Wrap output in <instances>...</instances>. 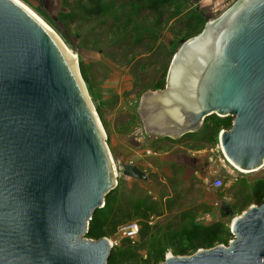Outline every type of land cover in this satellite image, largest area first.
<instances>
[{
	"label": "water",
	"instance_id": "1",
	"mask_svg": "<svg viewBox=\"0 0 264 264\" xmlns=\"http://www.w3.org/2000/svg\"><path fill=\"white\" fill-rule=\"evenodd\" d=\"M140 110L146 124L144 110L150 117L147 132L169 138L195 132L209 116H231V130L219 137L224 153L245 170L261 167L264 0H237L185 41L165 89L143 96ZM98 124L56 40L0 0V264H107V240L70 244L75 232L86 235L116 185ZM121 167L128 178L147 179L134 165ZM231 230L228 247L163 264H264V205Z\"/></svg>",
	"mask_w": 264,
	"mask_h": 264
},
{
	"label": "rangeland",
	"instance_id": "2",
	"mask_svg": "<svg viewBox=\"0 0 264 264\" xmlns=\"http://www.w3.org/2000/svg\"><path fill=\"white\" fill-rule=\"evenodd\" d=\"M19 1L76 55L117 175L112 194L101 205L107 212L100 215L99 227L90 236L83 235L86 229L75 232L70 244L105 239L114 253L110 264H163L168 255L189 258L199 251L228 247L234 240L233 221L250 207L264 205V197L259 202L253 196L256 182L264 181V168L258 173L235 171L220 145V135L231 130L234 118L212 115L192 134L169 138L147 132L140 103L143 96L165 89L170 62L180 46L237 0H167L154 10L131 8L126 0H99V13L89 0ZM148 141L151 154L139 157ZM175 146L192 154L183 157L192 167L191 174L175 167V158L168 164L153 165L159 158L155 153L170 152ZM133 161L139 163L146 180L122 174L121 165ZM261 161L264 163V156ZM216 178L224 182L220 191L210 188ZM225 206L231 215L226 214ZM205 215L207 219H203ZM175 217L182 218L179 225L186 230L194 223L216 224L221 233L195 248L198 238L180 234L172 226ZM132 222L141 229L133 243L118 235L120 226Z\"/></svg>",
	"mask_w": 264,
	"mask_h": 264
},
{
	"label": "trees",
	"instance_id": "3",
	"mask_svg": "<svg viewBox=\"0 0 264 264\" xmlns=\"http://www.w3.org/2000/svg\"><path fill=\"white\" fill-rule=\"evenodd\" d=\"M90 2H93L91 3L95 8H97L96 13L101 10V3L99 2V0H89ZM167 0H126V2H129V7L131 8H139V9H149V10H154L158 7V5L160 3H164L166 2ZM92 13V12H90ZM99 13V12H98ZM94 14V13H92ZM209 118V117H208ZM189 134H192V133H187L185 135H189ZM263 186H264V181L260 182H256V188L255 190L253 191V196L258 198L259 202L261 200L262 197H264L262 195V189H263ZM113 192V191H112ZM112 192L105 198V200L112 194ZM105 212H107L106 210H103L102 208L100 209H97L93 215L91 216V220L89 221V228H88V231L86 233V236H90L92 235L94 232V229L95 228H98L99 224V219H100V215L103 216V214L105 215ZM99 217V218H98ZM108 217V216H107ZM182 222V218L177 220L176 217H175V222L174 224H172V226L176 229V230H179L180 234H183L184 236H186L187 238H193V239H196L198 238V242H196L194 245L196 246L195 248L197 247H201V243L205 242V241H211V239H213V237H216L218 234L221 233V229H220V226L216 225V224H213V225H210V226H199L198 224L194 223L192 224V226L186 230V228H183L182 226L179 225V223ZM140 232H141V229H140ZM140 232H139V235H140ZM138 235V236H139ZM144 235V234H142ZM173 238H175V236H172ZM123 240H126L127 242H130L129 240L127 239H123ZM202 241V242H201ZM114 253H113V250H111V253H110V257L108 259V264H110L114 258Z\"/></svg>",
	"mask_w": 264,
	"mask_h": 264
},
{
	"label": "bare ground",
	"instance_id": "4",
	"mask_svg": "<svg viewBox=\"0 0 264 264\" xmlns=\"http://www.w3.org/2000/svg\"><path fill=\"white\" fill-rule=\"evenodd\" d=\"M6 1L10 5H12V6L16 7V8H20V11L28 18V20H30V21H37L42 26L43 30L46 33L50 34L56 40V43H57L58 48L72 61L73 66H74V69H75V72H76L77 77H78L80 89L84 93V95H85V97L87 99V102L89 104V107L91 109V113L93 114V118H94L95 122H97V124H98V120H99L98 119V116L95 113V111L92 109L93 108V105L91 104V101H90V98H89L88 94H86L87 90H86L84 81L81 78L80 73L78 74V70H77V57H76V55H74L70 51V49L65 45V43L61 40V38L56 34V32L51 27H49L39 16H37L35 13H33L21 1H19V0H6ZM216 19L210 21V24H214L215 21H216ZM193 47H190L184 54L190 53L192 51ZM175 69H176V67H175ZM173 73H172V76H173ZM144 113H145L144 115L146 116V119H147V124L146 125L150 126V117H149L148 113L145 110H144ZM98 126H99V129L101 131V136L104 137L105 136V133H104L102 127L99 124H98ZM227 161L229 162V164L231 165V167L233 166L237 171H239L241 173H246L248 171V170H245V169H242L240 167L235 166L229 159H227ZM110 165H111V168H112V175L113 176H117L116 173H115L116 171H115V168L113 166V163H111ZM236 219L233 221V224L236 221ZM233 224H232V226H233ZM167 257L169 258L170 255H168Z\"/></svg>",
	"mask_w": 264,
	"mask_h": 264
},
{
	"label": "crops",
	"instance_id": "5",
	"mask_svg": "<svg viewBox=\"0 0 264 264\" xmlns=\"http://www.w3.org/2000/svg\"><path fill=\"white\" fill-rule=\"evenodd\" d=\"M151 142H147V144L144 146V147H141V151H142V153H140V154H137L139 157L140 156H142L143 154H146V155H149V154H151L150 152V150H151ZM181 149H183L182 147H180V146H175V148L172 150V151H170V152H166V151H162L161 153H159V154H156L155 153V155L157 156V157H159L158 159H156V162L155 163H153V161H151L150 159H151V156H147V159H149V161H151L150 163H153V165L154 164H156L155 165V167H158V166H160V165H162V164H165V163H169V162H173V161H171L172 159H170V158H175V162L173 163V164H175V167H178V168H182L183 169V171L185 172V173H187V171H190L189 173L191 174V172H193V170H192V167L190 166V165H188L187 163H186V161H184L183 160V157L184 158H187V157H191V155L192 154H184L183 153V151L181 150ZM175 151V152H174ZM174 153H175V155H174ZM133 156V157H132ZM130 157H132L133 159H135V156L133 155V154H131L130 155ZM155 159V158H154ZM193 159H196V158H193ZM194 161H196V160H194ZM165 162V163H164ZM130 164H132V165H134V166H138L139 165V163H136V161H133V162H129ZM195 163V162H194ZM138 164V165H137ZM196 164V163H195ZM147 166H149V164H146ZM193 166V165H192ZM164 167V166H163ZM190 169H189V168ZM194 167V166H193ZM231 168H233V167H231ZM263 168H264V163H262V166L261 167H256V168H254V169H252V171L250 170V172L249 173H258V171H260V170H262L263 171ZM195 169V168H194ZM235 171H236V169L235 168H233ZM210 188L212 189V190H214V191H220V190H222V189H219V190H215V189H213L212 187H211V184H210ZM204 200V202H205V204L207 203V198H204L203 199Z\"/></svg>",
	"mask_w": 264,
	"mask_h": 264
},
{
	"label": "built area",
	"instance_id": "6",
	"mask_svg": "<svg viewBox=\"0 0 264 264\" xmlns=\"http://www.w3.org/2000/svg\"><path fill=\"white\" fill-rule=\"evenodd\" d=\"M211 187L215 190L222 189L224 187V182L222 179L216 178L211 182ZM207 218L208 216L205 215L203 219H207ZM139 232H140V226L137 223L132 222L120 226L118 230V235L120 239H127L133 243L138 238Z\"/></svg>",
	"mask_w": 264,
	"mask_h": 264
},
{
	"label": "flooded vegetation",
	"instance_id": "7",
	"mask_svg": "<svg viewBox=\"0 0 264 264\" xmlns=\"http://www.w3.org/2000/svg\"><path fill=\"white\" fill-rule=\"evenodd\" d=\"M225 211H226V209H225Z\"/></svg>",
	"mask_w": 264,
	"mask_h": 264
}]
</instances>
